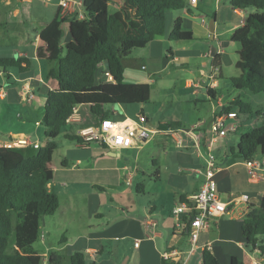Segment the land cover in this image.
Instances as JSON below:
<instances>
[{"label": "crops", "instance_id": "1", "mask_svg": "<svg viewBox=\"0 0 264 264\" xmlns=\"http://www.w3.org/2000/svg\"><path fill=\"white\" fill-rule=\"evenodd\" d=\"M27 1L0 0V58L26 56L32 63L26 72L0 67V146L18 138L41 143L44 95L51 84L43 78L45 65L37 60L36 47L40 43L39 32L60 9L58 0H29V7L21 14L22 19L14 18L13 5ZM251 11L253 9L232 7L230 0H196L190 9L167 11L165 33L139 48L137 55L131 51L124 59V81L148 83L151 89L153 77L150 76L165 67L173 65L179 67L176 69L191 72L189 68L194 59L207 55L210 58L208 69L199 67L197 78L185 77L183 81L185 88H192L195 101L204 100L209 104L208 115L193 123H184L175 114L163 115L157 132L151 134L143 145L150 142L152 135H158L159 146L154 150L164 156L156 158L151 155V167L147 171L140 168L135 160L125 157L135 155L143 147L116 151L99 140H85L80 136V128L98 122L87 107H78L80 120L69 121L65 130L78 134L81 141L71 140L74 143L67 149L68 155H63L65 166L60 161L59 167H55L52 156L54 171L49 187L58 194L60 203L53 215L43 217L40 222L43 238L39 236L38 240L44 246V255L33 245L42 255L44 264H49L50 254L65 256L62 264H69L67 256L76 251L84 253L86 264H132V261L135 264H202L201 252L205 248L221 264H230L232 257L243 264H253L255 260L264 258L257 250L247 249L241 235V220L250 206H259L264 192V154L254 156L261 164L255 177L248 174L245 161L229 154L230 148L237 145L240 133L264 124V111L257 109L244 114L235 107L225 110L239 92L233 91L232 96L225 97L219 92L216 79L221 78V55L224 54L221 37L226 36L230 41L233 31ZM177 17L182 19L183 28L191 31L192 39H169L168 34ZM211 18H214L212 33L208 28ZM66 32L69 34L68 30ZM70 38L69 35L64 42ZM214 46L215 64L212 62L214 54H211ZM105 67V62L98 65L96 83L112 81L109 72H103ZM25 89L33 92L29 100ZM116 105L122 108L123 115L110 106L111 118L132 128L143 126L155 130L146 125L148 118L142 108L145 105ZM138 114H144L146 121L140 122ZM221 114L226 116L225 127L234 125L236 131L222 135L211 133L212 117ZM170 122L176 125L169 128L172 132L167 133ZM194 125L200 134L201 148L205 150L210 145L216 158L218 170L214 178L217 190L229 204L226 212L200 229L196 247L187 255L184 252L190 248L189 233L175 227L171 211L182 198L191 200L204 179V162L196 154L194 141L184 132ZM31 147L18 148L28 150ZM121 152L125 154L124 158ZM134 182L139 184L138 189L135 185V191ZM116 193L119 198L124 193L128 194L127 201H114L113 194ZM241 193L247 194L246 202L231 201ZM53 234L61 235L53 238ZM166 251L182 253L166 260L162 257Z\"/></svg>", "mask_w": 264, "mask_h": 264}, {"label": "trees", "instance_id": "2", "mask_svg": "<svg viewBox=\"0 0 264 264\" xmlns=\"http://www.w3.org/2000/svg\"><path fill=\"white\" fill-rule=\"evenodd\" d=\"M110 3L117 7L113 13L108 11ZM230 4L253 11L247 13L230 37L239 44L234 63L239 72L229 80L235 89L264 92V0H230ZM190 6L188 0H82V18L76 12L61 16L59 11L39 32L36 58L44 63L43 78L51 84L44 95L41 117L44 141L32 147V153L0 146V264H44L33 243L40 236L41 219L53 215L60 203L58 194L49 187L54 171L52 156L58 148L55 138L64 130L65 138L81 141L78 134L64 129L72 107H87L99 123L110 117L106 106L146 104L149 84L125 82L123 61L133 49L143 48L165 33L167 11ZM64 23H68L71 38L63 43ZM168 37L172 41L190 40L192 33L177 17ZM101 62H105L112 81L95 82ZM212 62L215 64L216 54ZM31 66L26 56L0 58L3 69L26 72ZM231 107L244 114L252 112L250 104L239 96L225 110ZM175 125L170 122L168 128ZM258 153L264 154V124L240 133L237 145L229 150L232 157L243 161ZM61 164L66 165L63 159ZM241 235L247 249L264 255V192L259 206H250L241 220ZM64 258L50 254L47 263L62 264ZM67 260L69 264H86L84 253L79 251L67 256ZM201 261L221 264L206 248L201 252ZM230 264L243 263L232 257Z\"/></svg>", "mask_w": 264, "mask_h": 264}, {"label": "built area", "instance_id": "3", "mask_svg": "<svg viewBox=\"0 0 264 264\" xmlns=\"http://www.w3.org/2000/svg\"><path fill=\"white\" fill-rule=\"evenodd\" d=\"M190 5H194L196 0H188ZM58 6L60 9V15L66 16L68 14L75 13L78 18L83 17L82 12V0H58ZM108 72V71H107ZM213 79V76H210ZM27 99L33 97V92L25 89ZM79 105H74L72 111L67 118V122L79 121L78 114ZM140 122H145L146 117L144 114H138ZM118 120L111 117H105L95 125L82 127L78 130V134L85 140L96 139L103 145L111 150L119 151L125 148H141L146 139L157 132V130L147 129L143 126L139 128H132L127 125L121 126ZM226 126V116L214 115L210 121V131L213 135H222L227 131H236L237 127L230 125ZM197 125L189 127L184 130L185 134L194 141L193 147L195 148L197 156H199L203 162V175L204 179L199 187V190L194 194L191 200H181L172 208V216L174 218L175 227L178 229H185L189 233L190 248L184 252L189 255L196 247L199 231L201 228L208 226L218 216L227 211L229 202H226L221 198L214 178L218 166L216 164V158L212 153L210 145L205 150L201 148L199 144L200 134L196 130ZM167 133L172 132L171 129L166 130ZM180 141V139H179ZM32 145L38 147L39 142L29 141L26 138H18L7 142L6 147H26ZM245 164L248 168V174L251 177L256 176V172L261 168V164L256 159L251 158L245 160ZM246 202L248 200L247 194L241 193L237 195L234 200ZM41 238L43 234L40 233ZM180 251H166L162 257L169 259L171 256L181 254ZM253 264H264V258L255 260Z\"/></svg>", "mask_w": 264, "mask_h": 264}, {"label": "rangeland", "instance_id": "4", "mask_svg": "<svg viewBox=\"0 0 264 264\" xmlns=\"http://www.w3.org/2000/svg\"><path fill=\"white\" fill-rule=\"evenodd\" d=\"M31 1V0H30ZM29 0L27 3H15L12 8V15L14 18L16 16L21 18L22 12L26 11L27 7H29ZM32 1L31 3H33ZM39 10L41 8H38ZM44 9V8H43ZM117 7L110 3L108 5V11L110 13L115 12ZM175 12L176 10H172ZM210 15V13H209ZM22 19V18H21ZM28 25V23H27ZM65 34L63 37V42L66 38L69 37L67 34L68 25H64ZM226 36L221 37V48L224 50V54L221 55V78H216L219 81V92L225 97L232 96V92H239L237 95L245 102L249 103L251 106V111L255 112L257 109H261L264 111V92L254 93L247 89H235L232 87L229 78L233 75H236L239 70L235 67L234 63L238 59L237 50L239 48L238 43H234L229 41ZM216 47V46H214ZM138 49H133L132 54H138ZM190 65L191 72L176 69L179 67H175L173 65H169L165 67L163 70L157 72L155 75H151L153 77V82L151 83L150 89V98L149 101L144 104L142 108L144 109V114L148 118V122L146 125L148 127H152L157 130L159 127V119L162 118L163 115H171L175 114L180 117V120L184 123H193L196 122L197 119H201L206 117L209 112V104L204 100L195 101V95L191 94L192 88H185L183 86V81L185 77L197 78V68L205 67V69L209 68L210 58L207 57H199L193 60ZM205 65V66H204ZM103 72H106V68L103 69ZM126 81H129L126 78ZM204 95V93H203ZM200 96V95H198ZM110 106H106L105 108H109ZM113 110H115L119 115H123L122 108L118 105H112ZM90 118L93 117L90 115ZM65 129V128H64ZM44 130L45 127L41 126L40 129V137L41 143L44 141ZM64 130L55 138L58 148L53 153V164L55 167H59L60 161L63 159V155H68L67 149L74 143V141L68 140L63 136ZM158 135H152L150 142L146 145H143L142 149H139L135 155H126L125 157L129 158V160H135L138 166L142 169L148 170V167H151L150 164V156L154 155L158 158V155L162 156V154H158L155 152L154 148L159 146L157 144ZM29 152H34L32 147L28 149ZM122 158H124V153L121 152ZM164 156V154H163ZM71 159L69 160V165L71 163ZM136 181V180H135ZM136 182H134L133 187L135 191ZM114 195V201L121 199L122 201L128 198V194L124 193L122 197H118V194ZM64 200V198H61ZM40 227L43 228L40 223ZM52 231V230H51ZM61 234L51 235V237L55 238V236L60 237ZM33 245L44 255V246L37 239ZM135 264L134 261L131 262Z\"/></svg>", "mask_w": 264, "mask_h": 264}, {"label": "water", "instance_id": "5", "mask_svg": "<svg viewBox=\"0 0 264 264\" xmlns=\"http://www.w3.org/2000/svg\"><path fill=\"white\" fill-rule=\"evenodd\" d=\"M208 28L210 30V32L212 33L214 31V18H211L208 22ZM215 47H213V50L211 52V54L213 55L215 53Z\"/></svg>", "mask_w": 264, "mask_h": 264}, {"label": "bare ground", "instance_id": "6", "mask_svg": "<svg viewBox=\"0 0 264 264\" xmlns=\"http://www.w3.org/2000/svg\"><path fill=\"white\" fill-rule=\"evenodd\" d=\"M119 124H120L121 126H123V125L125 124V122H120Z\"/></svg>", "mask_w": 264, "mask_h": 264}]
</instances>
